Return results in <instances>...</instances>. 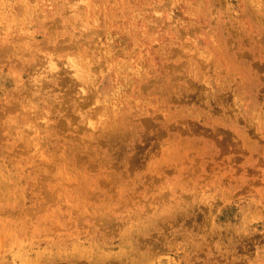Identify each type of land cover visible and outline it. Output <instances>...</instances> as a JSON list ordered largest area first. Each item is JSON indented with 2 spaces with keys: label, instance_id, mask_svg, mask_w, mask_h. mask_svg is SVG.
Wrapping results in <instances>:
<instances>
[{
  "label": "rangeland",
  "instance_id": "1",
  "mask_svg": "<svg viewBox=\"0 0 264 264\" xmlns=\"http://www.w3.org/2000/svg\"><path fill=\"white\" fill-rule=\"evenodd\" d=\"M0 264H264V0H0Z\"/></svg>",
  "mask_w": 264,
  "mask_h": 264
},
{
  "label": "bare ground",
  "instance_id": "2",
  "mask_svg": "<svg viewBox=\"0 0 264 264\" xmlns=\"http://www.w3.org/2000/svg\"><path fill=\"white\" fill-rule=\"evenodd\" d=\"M148 53V52H147Z\"/></svg>",
  "mask_w": 264,
  "mask_h": 264
}]
</instances>
